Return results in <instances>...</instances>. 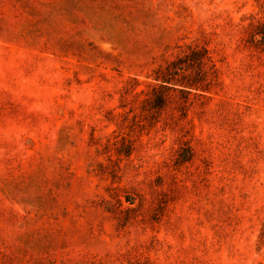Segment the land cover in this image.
<instances>
[{"label": "rangeland", "instance_id": "obj_1", "mask_svg": "<svg viewBox=\"0 0 264 264\" xmlns=\"http://www.w3.org/2000/svg\"><path fill=\"white\" fill-rule=\"evenodd\" d=\"M0 264H264V0H0Z\"/></svg>", "mask_w": 264, "mask_h": 264}]
</instances>
